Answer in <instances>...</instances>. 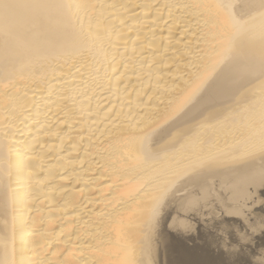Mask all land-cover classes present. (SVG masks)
I'll list each match as a JSON object with an SVG mask.
<instances>
[{
  "label": "bare ground",
  "instance_id": "6f19581e",
  "mask_svg": "<svg viewBox=\"0 0 264 264\" xmlns=\"http://www.w3.org/2000/svg\"><path fill=\"white\" fill-rule=\"evenodd\" d=\"M0 264H264V0H0Z\"/></svg>",
  "mask_w": 264,
  "mask_h": 264
}]
</instances>
